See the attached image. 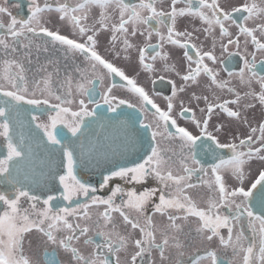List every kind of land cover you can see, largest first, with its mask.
I'll use <instances>...</instances> for the list:
<instances>
[{
	"label": "snow or ice",
	"instance_id": "1",
	"mask_svg": "<svg viewBox=\"0 0 264 264\" xmlns=\"http://www.w3.org/2000/svg\"><path fill=\"white\" fill-rule=\"evenodd\" d=\"M7 5L0 264H264V0ZM55 51L85 66L61 77L60 60L40 62ZM213 242L223 251H199Z\"/></svg>",
	"mask_w": 264,
	"mask_h": 264
},
{
	"label": "flooded vegetation",
	"instance_id": "2",
	"mask_svg": "<svg viewBox=\"0 0 264 264\" xmlns=\"http://www.w3.org/2000/svg\"><path fill=\"white\" fill-rule=\"evenodd\" d=\"M18 0H8V7H10V9L12 10V12L14 14H16L17 12H20V9H17L15 7H13V5L15 3H17ZM24 2H26V0H24ZM129 2H136V0H129ZM237 2H240V0H237ZM166 6V5H165ZM93 15H95V13H93ZM7 17L5 16L4 17V20L5 22H7ZM54 21H55V17H53ZM49 27H54V28H59L63 34H66V35H70V27H68L67 25H63V24H60V23H53V24H50ZM183 27V26H182ZM39 42V41H37ZM153 43H156L157 42V39L154 37L153 38ZM107 46V35L105 34L104 36H102L101 38V46H100V51L104 54H107L105 52V48ZM21 51H23L21 49ZM51 56V58H54V59H58L60 60V68H61V77L64 75V72L65 71H68V72H72L73 70V67L76 66V65H79L81 67L85 66L83 61L80 59V58H77L75 61L73 60H67L65 61L64 58H63V53L60 52V51H55V52H52L50 54H41L40 56V62L43 63L44 60L46 59V57L48 56ZM180 55H181V52L179 50H176L174 52V55H173V61H179L180 59ZM111 59V57H109ZM117 63H120L122 64V66H127V65H124L122 61H117ZM29 69H30V72H29V75L32 76V75H35L36 74V61H35V55H33V63L30 64V65H26ZM129 72L130 74H132V71L131 69H129ZM118 80V78H117ZM140 82L143 83L146 87H150V83L149 81L147 80V77L144 76V75H141L140 77ZM157 90L158 91H162L164 94H168V89L167 88H161L159 85L157 86ZM116 92L117 95H120L121 97H126L128 94L122 90V89H117V90H114ZM161 103V105L163 106V101L160 100L158 101ZM127 111H131L130 109H127ZM257 118L259 117V113L257 112ZM182 124L186 123V122H181ZM213 123H216V121L214 120ZM187 126H191L190 124H187ZM97 132L98 134H100L102 137H103V134L100 132L99 129H97ZM5 153V148H4V141L2 138H0V158L3 157V154ZM260 167L259 163H254L252 165V169H251V172H252V176L254 177L256 175V170ZM80 176H81V179L82 180H85L87 182H90L94 185H96L99 180H100V175H99V171L93 167H89V168H84L80 171ZM195 179V178H194ZM116 183H121L122 186L124 187H128V188H131L132 186L131 185H124L123 182H120V181H116ZM149 186H155V182L154 181H151ZM57 187L58 185L54 186L51 182L48 184V187L46 190L43 189V193L44 194H47L49 191L55 193V194H59V192L57 191ZM138 188L141 187V186H137ZM200 191L204 192L205 195H207V192L206 190L204 189H201ZM101 195H107V190H105L103 193H100ZM26 206V205H25ZM158 219V218H157ZM258 227V225H257ZM244 232H245V235L248 237V240L245 241V246H247V243L251 241V238H252V231L250 228L247 227V223L245 222L244 224ZM36 233H30L29 234V238L32 239L33 241H35V238H36ZM204 247H211V248H216L217 250L219 251H223L222 249H219V245L218 243L216 242H213L211 245H206V246H201L199 248V251L202 253L204 251ZM25 248H26V251H28V247H27V244L25 245ZM193 252L195 251V249L192 250ZM228 259H231L232 258V254L231 252L229 251L227 253V257ZM61 261H62V264H68V261H67V258L64 257L63 255L61 256ZM236 264H242V254H241V257L240 258H237L236 259Z\"/></svg>",
	"mask_w": 264,
	"mask_h": 264
},
{
	"label": "water",
	"instance_id": "3",
	"mask_svg": "<svg viewBox=\"0 0 264 264\" xmlns=\"http://www.w3.org/2000/svg\"><path fill=\"white\" fill-rule=\"evenodd\" d=\"M47 188H44V190H46Z\"/></svg>",
	"mask_w": 264,
	"mask_h": 264
}]
</instances>
